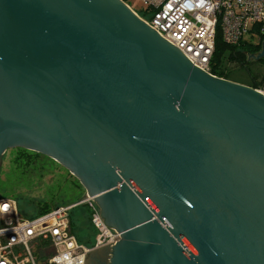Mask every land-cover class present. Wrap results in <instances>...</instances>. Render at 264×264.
Segmentation results:
<instances>
[{"label": "water", "instance_id": "95a60500", "mask_svg": "<svg viewBox=\"0 0 264 264\" xmlns=\"http://www.w3.org/2000/svg\"><path fill=\"white\" fill-rule=\"evenodd\" d=\"M17 148L80 182L110 264H264L263 95L122 0H0V161Z\"/></svg>", "mask_w": 264, "mask_h": 264}, {"label": "built area", "instance_id": "2783aa9c", "mask_svg": "<svg viewBox=\"0 0 264 264\" xmlns=\"http://www.w3.org/2000/svg\"><path fill=\"white\" fill-rule=\"evenodd\" d=\"M122 1L191 64L210 75L218 31L229 46L241 41L264 43V0H135L142 4L139 11ZM255 90L264 97V80ZM2 205L8 208L0 211V264H84L87 254L115 246L121 238L104 225L98 206L88 197L32 217L21 216L9 199L0 198ZM81 206H86L95 231L91 247L81 243L71 227V214Z\"/></svg>", "mask_w": 264, "mask_h": 264}, {"label": "rangeland", "instance_id": "374dc122", "mask_svg": "<svg viewBox=\"0 0 264 264\" xmlns=\"http://www.w3.org/2000/svg\"><path fill=\"white\" fill-rule=\"evenodd\" d=\"M127 3L136 11L142 8V4L138 1L127 0ZM245 39L250 40L251 38L245 36ZM258 54L255 56H258ZM252 61L254 62L246 67H236L233 63L225 61L220 69L221 72L226 74L224 80L247 86L251 83L252 76L261 78L264 74V59H253ZM14 159V149H11L5 153L0 161V198L15 202L21 216L39 215L46 203L50 204L52 209L56 206L68 205L71 201L79 198L80 200L86 198L84 197L86 195L84 187L67 169L52 159L48 158L53 161L50 162L42 156L31 159L30 161H33V163L24 173H15L18 174L20 182L12 181L14 186L10 190V178L14 174L12 173V161H15ZM75 181L79 182L82 189L75 186ZM76 210L78 212L75 213L72 221L73 233L78 238L88 242V247H90L95 238V231L89 221V212L86 206L78 207ZM83 211L88 214L80 216L79 214Z\"/></svg>", "mask_w": 264, "mask_h": 264}, {"label": "trees", "instance_id": "16d2710c", "mask_svg": "<svg viewBox=\"0 0 264 264\" xmlns=\"http://www.w3.org/2000/svg\"><path fill=\"white\" fill-rule=\"evenodd\" d=\"M261 45L262 44H253L252 42H244L241 41L239 43V45L237 46H229L227 44H225L222 40V37L220 35V32L218 31L216 33L215 36V45H214V52L210 61V73L211 75L217 77V78H223L226 79V74L221 72V66L223 65V63L225 61L227 62H231L234 64V66L236 67H243V66H247L248 64L253 63L254 61H252L253 59L251 58L252 56L256 55L257 53L260 52L261 50ZM264 80V74L261 78H258V76H252L251 78V83L249 85H247L248 87H251L253 89H259L262 86ZM14 153H15V161H12L13 163V170H12V178H10V183H9V188L10 190L13 189L14 183L12 184V181H17L20 182V178L18 176V174L15 173H19L22 174L24 173L25 170H27L29 168V166L33 163V161H30L31 159H35L37 156H42L43 158L47 159L50 162H53L52 160L48 159V157L32 152V151H28L22 148H17L14 149ZM75 186L77 188L82 189L81 185L79 184L78 181H75ZM80 200L76 199L74 201H71L70 204H74L76 202H78ZM58 207V206H56ZM55 208V207H54ZM53 209V208H52ZM41 213H46L48 211L51 210L50 204L46 203L42 209H41ZM78 211L75 209L72 214H71V227H73L72 221L74 219V215L75 213H77ZM39 214V215H40ZM84 214H88L86 211H83L82 213H80V216H83ZM73 231V229H72ZM74 232V231H73ZM78 238V237H77ZM79 241L87 246H89L84 240L78 238ZM94 243V239L93 242L91 244V246ZM90 246V247H91Z\"/></svg>", "mask_w": 264, "mask_h": 264}, {"label": "flooded vegetation", "instance_id": "af4514ba", "mask_svg": "<svg viewBox=\"0 0 264 264\" xmlns=\"http://www.w3.org/2000/svg\"><path fill=\"white\" fill-rule=\"evenodd\" d=\"M101 252L98 254H95L92 259L91 264H110L109 260L111 258V249H101V250H96L94 252ZM90 255L88 258V264H90Z\"/></svg>", "mask_w": 264, "mask_h": 264}, {"label": "clouds", "instance_id": "9594fccd", "mask_svg": "<svg viewBox=\"0 0 264 264\" xmlns=\"http://www.w3.org/2000/svg\"><path fill=\"white\" fill-rule=\"evenodd\" d=\"M8 205L0 206V211H7Z\"/></svg>", "mask_w": 264, "mask_h": 264}]
</instances>
